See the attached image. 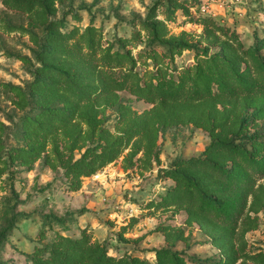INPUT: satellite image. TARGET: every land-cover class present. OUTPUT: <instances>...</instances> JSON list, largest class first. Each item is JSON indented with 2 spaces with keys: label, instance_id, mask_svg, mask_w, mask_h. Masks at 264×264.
I'll return each mask as SVG.
<instances>
[{
  "label": "rangeland",
  "instance_id": "374dc122",
  "mask_svg": "<svg viewBox=\"0 0 264 264\" xmlns=\"http://www.w3.org/2000/svg\"><path fill=\"white\" fill-rule=\"evenodd\" d=\"M263 58L264 0H0V264H264Z\"/></svg>",
  "mask_w": 264,
  "mask_h": 264
},
{
  "label": "trees",
  "instance_id": "16d2710c",
  "mask_svg": "<svg viewBox=\"0 0 264 264\" xmlns=\"http://www.w3.org/2000/svg\"><path fill=\"white\" fill-rule=\"evenodd\" d=\"M261 62L264 63V58L261 60ZM229 68L233 72L234 77L239 80L241 86L239 85V87H237V84L232 86L226 80L220 79L217 81L219 87L222 86L223 89L227 90L228 92L235 91L238 88H242L243 91H245L247 93L262 91L261 88L256 87L255 85H253V83L250 86L247 84H244L246 81H244V76L240 73L239 65H237L236 62L232 63ZM129 76H130V74H125V77L122 81L114 79L115 81L119 82V84L117 86L118 87H127L126 77H129ZM187 76L188 75H186V73H185V75H181L179 77V80H177L173 77L163 76V77H160L157 80V82H155V83L153 81H146L145 85H141L138 81H136L133 85H131L130 88H131V91L138 93V94H141L142 96H145V98L148 100L154 99L153 95L150 94V93H152L153 90L155 91L154 94H156L158 96V98H160L162 100H177V99L182 98V97L189 100V99H192L195 97H202L205 95V93L211 92L210 86L204 90H200L199 87H195V86L192 88H188V90H186L185 89V82L188 79ZM208 79H211V78L208 76ZM146 89L149 90V92H145L144 90H146ZM250 138L255 139V137H252V135H250ZM217 146L218 147H225V148H227V147L228 148H236V147L240 148V143H236L235 140L233 139V137H228V138L217 140ZM212 147H214V145H211L210 149ZM244 150L246 153L249 152L250 160L255 158V155L253 156L254 153H252L251 150L248 152L246 149H244ZM206 158L207 157H205V159ZM214 166H217V165L215 164ZM217 167L222 168L223 170H225L227 172H230V169H225L222 166H217ZM138 264H142V263H138ZM177 264H182V261H178ZM188 264H200V263L199 262H191V263L188 262Z\"/></svg>",
  "mask_w": 264,
  "mask_h": 264
}]
</instances>
